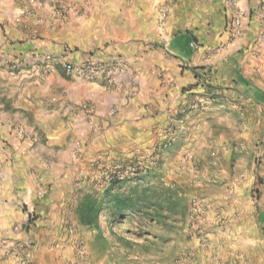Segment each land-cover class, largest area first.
I'll use <instances>...</instances> for the list:
<instances>
[{
  "label": "crops",
  "instance_id": "0c3cea01",
  "mask_svg": "<svg viewBox=\"0 0 264 264\" xmlns=\"http://www.w3.org/2000/svg\"><path fill=\"white\" fill-rule=\"evenodd\" d=\"M75 4L76 12L62 15L38 7L19 28L0 30V264H74V236L63 225L69 215L79 223L71 198L88 183H74L83 174L78 168L122 143L124 134L146 133L154 144L157 128L178 111L196 172L236 177L231 198L214 202L227 214L239 210L227 220L231 241L216 257L232 264L251 247L262 261L263 199L257 205L252 191L263 168L256 158L264 149V0ZM237 12L242 25L232 33ZM38 54L55 57L51 75L37 73ZM11 59L16 73L8 71ZM87 60L109 70L92 79L62 77L63 61ZM52 84L63 85V95L51 94ZM188 150L181 147L167 160H181ZM210 158L217 165L205 167ZM26 204L35 205L37 219L21 230ZM218 219L213 214L208 222ZM9 240L21 243L5 245Z\"/></svg>",
  "mask_w": 264,
  "mask_h": 264
},
{
  "label": "rangeland",
  "instance_id": "374dc122",
  "mask_svg": "<svg viewBox=\"0 0 264 264\" xmlns=\"http://www.w3.org/2000/svg\"><path fill=\"white\" fill-rule=\"evenodd\" d=\"M58 1L0 0V30L4 33V28L11 25L19 28V25L34 16L27 15L34 9L52 7ZM69 1L75 4V0L66 2ZM12 40L21 43L17 37ZM17 64L15 59L8 61V71L16 73ZM61 75L68 81L73 80V76L66 72ZM63 89L65 87L59 84L50 86V92L55 97L63 95ZM182 114L175 112L173 120L166 127L157 128L154 144L148 143L146 133L135 137L132 131L133 134L121 137L122 143L107 146L86 161L83 169L78 168V173L83 174L75 178L74 183L79 184L84 180L88 183L86 189H79L71 198L73 212L79 223L75 224L72 215H69L63 225V229L74 236L70 244L74 264L222 263L221 258L216 256L221 244L231 241L227 233V220L229 216L232 219L237 216L239 210L234 211V214L230 210V214H227L229 211L226 207L215 208L214 202L231 198V188L236 177L217 173L199 175L196 172V161L189 156V150L184 145L187 131L180 122ZM181 147L188 150L183 159L167 160L175 151L179 152ZM225 148L230 149L228 146ZM215 152L214 149V157L217 156ZM215 163L216 160L210 158L205 161V167H214L217 165ZM256 166L263 168L262 174L256 177L258 189L255 187L252 197L257 205L259 197H262L263 208L264 149L257 152ZM239 178L246 181V177ZM137 183L152 189L157 196L163 194V190L167 191L171 209L158 216L156 209L150 206L149 215L131 211L128 214L131 221L116 222L109 217L106 207L114 195L128 192L129 186ZM43 194L42 190L37 192L39 197ZM25 211L31 215L33 223L37 219L35 205L26 204ZM213 214L220 219L216 223H209ZM217 232L220 239L218 235L213 236ZM251 251V247L243 248V257L236 258L232 264H264V259L261 261ZM224 264H230V259Z\"/></svg>",
  "mask_w": 264,
  "mask_h": 264
},
{
  "label": "built area",
  "instance_id": "2783aa9c",
  "mask_svg": "<svg viewBox=\"0 0 264 264\" xmlns=\"http://www.w3.org/2000/svg\"><path fill=\"white\" fill-rule=\"evenodd\" d=\"M62 1V2H61ZM68 1V0H66ZM65 0H60L55 5H52L51 10L56 14H68L76 12V4L69 1L66 2ZM228 3L237 6L238 0H228ZM232 19L230 24V30L232 33H237L242 25V15L240 12ZM193 48H197L198 45L196 42L191 44ZM55 57H52L48 54H38L34 66H36V71L39 75H47L48 73L52 72L55 67ZM16 68V65H13ZM107 64H101L94 60H87L81 63H72L70 61H63V68L67 75L78 77V78H94L100 74L106 73L108 69ZM31 215L27 214V218L24 223L21 225V230H28L30 228L31 222ZM3 243V242H2ZM0 243V245L2 244ZM20 241L18 240H9L5 242V245L11 244L12 247L20 245ZM1 250V249H0ZM14 251H10L12 254ZM7 251L4 256H7ZM4 258V257H3Z\"/></svg>",
  "mask_w": 264,
  "mask_h": 264
},
{
  "label": "trees",
  "instance_id": "16d2710c",
  "mask_svg": "<svg viewBox=\"0 0 264 264\" xmlns=\"http://www.w3.org/2000/svg\"><path fill=\"white\" fill-rule=\"evenodd\" d=\"M162 193L157 196L156 192L144 187L141 183L129 186L128 192L113 196L110 205L106 207L108 215L116 222L122 223L124 220L131 221L128 217L131 211L149 215L148 209L152 206L156 209L157 215L160 216L164 211L171 209V199L167 197V191L163 190Z\"/></svg>",
  "mask_w": 264,
  "mask_h": 264
}]
</instances>
